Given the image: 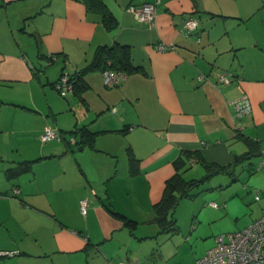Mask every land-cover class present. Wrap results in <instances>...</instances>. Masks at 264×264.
Here are the masks:
<instances>
[{"label": "crops", "instance_id": "crops-1", "mask_svg": "<svg viewBox=\"0 0 264 264\" xmlns=\"http://www.w3.org/2000/svg\"><path fill=\"white\" fill-rule=\"evenodd\" d=\"M154 1L104 0L118 21L107 30L84 0H0V251H15L0 264H197L213 239L193 258L158 247L166 181L211 163L264 189V0H157L154 25L126 10ZM115 43L140 70L106 87L90 65ZM81 70L85 88L61 96L53 83ZM241 94L251 111L237 116ZM45 127L59 137L43 142ZM81 127L91 145L71 140Z\"/></svg>", "mask_w": 264, "mask_h": 264}, {"label": "rangeland", "instance_id": "rangeland-1", "mask_svg": "<svg viewBox=\"0 0 264 264\" xmlns=\"http://www.w3.org/2000/svg\"><path fill=\"white\" fill-rule=\"evenodd\" d=\"M4 133L0 132V135ZM119 158V164L124 165L123 152ZM254 158L256 159L253 161H257L258 157ZM238 171L239 168L234 175L213 173L190 188L189 195L182 196L169 212L168 218L174 219L178 228L173 233H160L159 249L172 251L178 244L186 257L193 258L205 248L207 241L213 239L214 243L215 236L241 229L258 218L261 214L260 207H264V199L261 202L254 200V190H250L244 175L238 176ZM205 174L206 170L199 164L188 167L183 173L186 179H199ZM236 179L240 181L238 191L235 188ZM210 202H215L220 207L214 208ZM191 224L194 230L190 232Z\"/></svg>", "mask_w": 264, "mask_h": 264}, {"label": "built area", "instance_id": "built-area-1", "mask_svg": "<svg viewBox=\"0 0 264 264\" xmlns=\"http://www.w3.org/2000/svg\"><path fill=\"white\" fill-rule=\"evenodd\" d=\"M156 4L154 2H145L139 5L129 4L126 10L134 15L139 21H147L154 25L156 16ZM198 20L194 17L184 18L181 25V33L188 37L195 33L198 29ZM199 40V38H197ZM158 51L172 50L174 44L158 42L154 45ZM56 59L55 56L50 57V61ZM231 73L224 71L220 73L218 81L228 83ZM103 83L106 87H114L119 85L126 78V74L122 71H116L111 68L102 70ZM55 89L61 96H66L68 91L72 89L68 74H62L54 83ZM233 105L237 116H242L251 111V103L247 95L241 94L239 98L233 101ZM115 107L112 111H115ZM59 137L58 133L49 127H45L40 139L45 142L50 139ZM74 141L73 139H71ZM194 158L190 163H194ZM264 167V160L261 162ZM260 193L264 194V189L254 192V199L260 198ZM210 204L217 208L219 205L215 202ZM86 205V200L81 201L82 209ZM15 251H0V256L13 255ZM197 264H264V213L258 218L252 220L248 225L232 232L221 233L214 237V244L205 251L196 261ZM124 264V263H119Z\"/></svg>", "mask_w": 264, "mask_h": 264}, {"label": "trees", "instance_id": "trees-1", "mask_svg": "<svg viewBox=\"0 0 264 264\" xmlns=\"http://www.w3.org/2000/svg\"><path fill=\"white\" fill-rule=\"evenodd\" d=\"M84 3L88 11L95 12L100 15L101 22L103 23V25L107 30H113L117 26L118 21L116 17L113 15V13L107 8L104 0H84ZM100 61L103 64V67L101 68L102 70L106 68H111L116 71H122L126 75L131 72L140 70V67L138 65L133 64L132 62L129 46L124 44L115 43L112 46H107V45L100 46L97 49L96 56L93 60L92 65L90 66H93L94 64L97 65L99 64ZM62 74L64 73L62 72L61 75ZM82 74H83V70L79 71L78 73L68 75L69 81L72 84V90L76 93H79L86 86L85 83L82 81ZM72 132L74 134H78V140L73 141L76 142L78 145H83V144L91 145L94 140V133L91 132L86 127H81L72 130ZM187 156L190 157L191 153H187ZM193 158L195 160L194 161L195 163L197 161V158L192 157L191 159ZM130 160L133 161L134 159L131 157ZM202 164L205 167L206 174L199 179H194V178L185 179L182 177L180 173L176 172L172 177H170L166 181L164 194L160 202H158L154 206V210L156 213L154 217V221L161 227L160 230L161 232L173 233L174 230H177L178 226L176 225V222L174 221V219H169L168 214L170 211L173 210L177 201L182 196L189 195L188 190L190 188L197 185L199 182L204 181L205 178H208L213 173L219 172V173L228 174L224 168L216 167V165H213L211 163H202ZM110 212L114 216L122 220L123 224L130 231L136 229L138 224L136 220L130 219L127 216L116 211L110 210Z\"/></svg>", "mask_w": 264, "mask_h": 264}]
</instances>
